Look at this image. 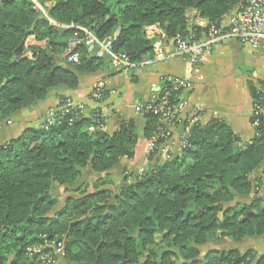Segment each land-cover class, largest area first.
<instances>
[{"label": "trees", "instance_id": "1", "mask_svg": "<svg viewBox=\"0 0 264 264\" xmlns=\"http://www.w3.org/2000/svg\"><path fill=\"white\" fill-rule=\"evenodd\" d=\"M35 1L54 24L29 0H0V123L45 100L50 90H76L79 75L102 67L105 59L82 45L75 49L78 64L57 65L75 33L70 26L100 40L114 38L112 49L137 63L152 57L155 41L189 40L191 34L198 39L248 2ZM189 10L206 27L191 25ZM150 27L161 35H147ZM29 37L44 46L25 47ZM248 88L261 104L264 85ZM180 92L164 83L152 103L169 93L168 105L176 107ZM92 93L99 95L98 105L108 95L102 87ZM59 100L64 106L66 100ZM177 116L173 113V122ZM142 118L141 135L154 149L140 175L123 176L118 193L110 190V172L134 156L140 136L132 119L108 133L98 107L87 116L72 108L67 114L57 111L51 125L27 128L0 145V264H58V259L66 264H264V254L253 249L200 252L208 245H239L264 236V115L251 118L257 125L250 143L217 120L195 123L186 145L167 158L162 154L170 136L166 124L151 113ZM55 187L80 196L60 205L51 195ZM58 245L62 249L56 254Z\"/></svg>", "mask_w": 264, "mask_h": 264}, {"label": "crops", "instance_id": "2", "mask_svg": "<svg viewBox=\"0 0 264 264\" xmlns=\"http://www.w3.org/2000/svg\"><path fill=\"white\" fill-rule=\"evenodd\" d=\"M233 13L234 10L229 15ZM186 15L191 25L206 27V21L200 19L196 11L189 10ZM225 22L226 18L222 23ZM145 33L149 36L161 35L157 27L146 28ZM39 43L34 37H29L25 41V46L44 45V42ZM162 43L166 53L173 51L172 43ZM94 50L89 48V51L96 55ZM26 56L31 57V54L28 53ZM56 62L57 65H63V58ZM198 66L199 77L192 73L191 64L187 60L178 58L166 63H157L153 68L119 73L115 72L105 59L97 72L78 76L79 86L76 90H50L45 100L21 110L9 120L0 123V145L17 137L27 128L40 126L44 111L55 105L61 108L59 99H63L82 107L84 116L98 107L105 118L104 130L108 133L114 132L123 121L134 120L140 136L134 149V156L130 160L122 159L119 167L110 172V178L115 184L116 172L119 173L121 168L130 174L139 175L148 165V147L153 141H147L142 137L145 122L134 112V108L155 101L166 77L186 79L190 87L183 95L184 107L178 112L168 132L170 136L163 146V151L172 154L178 152L192 125L195 123L206 125L214 120L227 126L242 142L250 143L255 136L251 126L255 101L248 85L255 87L264 85V50L255 51L246 45L229 41L204 54ZM95 87L105 88L108 94L106 100L99 105L90 100ZM261 194L264 196L263 189ZM242 243L252 244L253 250L264 253V236L244 240Z\"/></svg>", "mask_w": 264, "mask_h": 264}, {"label": "built area", "instance_id": "3", "mask_svg": "<svg viewBox=\"0 0 264 264\" xmlns=\"http://www.w3.org/2000/svg\"><path fill=\"white\" fill-rule=\"evenodd\" d=\"M35 5L41 14L48 19L51 24H54L47 16L43 7L38 5L35 0H29ZM46 7H48L46 5ZM226 22L222 23L219 27L210 26L200 38L195 39L194 34L190 35L189 40L184 39L181 36H176L173 41V51L166 53L164 51L163 43L156 41L152 45V57L143 58L140 62L134 63L124 54L115 52L112 49L111 40H100L87 29L80 26H70L69 28L74 29L75 33L73 38L68 42V48L63 54V62L65 64H78L80 60L79 53L76 52L77 46H84L86 48L95 49L96 57L106 59L109 61L112 69L116 72L126 73L134 69H145L153 68L157 63H166L171 59L178 58L181 60H187L191 64V71L197 77L200 75V69L198 66L200 58L211 52L217 46L234 41L242 45H246L255 51L264 50V0H248L246 5L241 9H234L232 15H228ZM164 82L169 84L173 90H181L178 95L179 103L175 107H169L167 98L169 93H165L160 99L158 105L149 103L147 105H138L134 108V112L139 116L143 117L146 113H151L159 117V120L169 130L172 128L173 113L181 111L184 107L182 98L184 93L190 87V83L186 79L166 77ZM100 88V87H99ZM91 101L96 103L99 99L97 93H92ZM72 108H78L82 114V107L75 106L72 102L66 101L64 106L56 110H51L47 115L42 118L41 124L44 127L51 125L54 121L55 113L57 111L67 114L68 110ZM96 110L93 109L91 112ZM264 115V98L261 100V104L254 106V115ZM83 115V114H82ZM251 117V118H252ZM257 122H251V126L254 128ZM182 147L186 145L185 141L181 143ZM154 149V144L151 142L148 147V153ZM167 152L162 150L164 158ZM60 248V245H58ZM60 253V250H58Z\"/></svg>", "mask_w": 264, "mask_h": 264}, {"label": "rangeland", "instance_id": "4", "mask_svg": "<svg viewBox=\"0 0 264 264\" xmlns=\"http://www.w3.org/2000/svg\"><path fill=\"white\" fill-rule=\"evenodd\" d=\"M49 6V5H48ZM42 42H40L39 44H41ZM44 44H45V42H44ZM42 46H44L43 44H41ZM40 45V46H41ZM26 47V46H25ZM56 109H59L58 107H56V105L55 106H51V107H48L45 111H44V115H47L51 110H56ZM42 122V121H41ZM7 125H9V123H7ZM122 171V172H121ZM121 173V174H120ZM129 174V172L126 170H122V168L120 169V172L118 173V171L116 172V175H115V178H116V183L114 184H112L111 186H110V190L113 192V193H118V191H119V189L121 188V187H123L124 186V183H123V176H127ZM141 174V173H140ZM139 174V175H140ZM86 176H87V179L89 178V176H90V174L88 173V175H87V173L85 174ZM138 176V175H137ZM83 180V179H82ZM132 180V178H130V179H128V182L129 181H131ZM80 182H81V179H80ZM80 182H79V184H80ZM94 182V180L93 179H91V180H89V186H90V188L88 189V191L89 192H92L93 191V189H92V183ZM109 189V188H108ZM51 195L55 198V199H57L58 201H59V203H60V205H62L63 204V202L65 201V199L67 198V197H73V198H77V197H79L80 196V194L79 193H76V192H67L66 190H65V188H58V187H55L52 191H51ZM60 205H59V207H60ZM263 239V238H262ZM257 243V242H256ZM252 244H247V243H242V244H239V245H234V244H231V243H225V244H219V245H217V246H210L209 247V245L208 246H206V247H202V248H200V252L202 253V254H204L205 252H207L208 250H209V248H214V249H221V250H227V249H229V248H239V250L242 252V251H245V250H252ZM61 247L59 248L58 246H57V249L55 250V252H56V254H58V250H60L61 251ZM36 252V251H35ZM263 252V251H262ZM262 252H260L259 254H264V253H262ZM49 260L48 258H45V259H43V261L44 260ZM42 260V259H41ZM58 264H66L62 259H58L57 261H56ZM51 264V263H50Z\"/></svg>", "mask_w": 264, "mask_h": 264}, {"label": "water", "instance_id": "5", "mask_svg": "<svg viewBox=\"0 0 264 264\" xmlns=\"http://www.w3.org/2000/svg\"><path fill=\"white\" fill-rule=\"evenodd\" d=\"M38 19H42V16H40ZM85 26V25H84ZM86 27V26H85ZM23 45H21L17 51V54H20L22 51Z\"/></svg>", "mask_w": 264, "mask_h": 264}]
</instances>
